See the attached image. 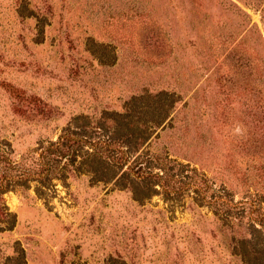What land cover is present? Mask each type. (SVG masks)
I'll list each match as a JSON object with an SVG mask.
<instances>
[{"label":"rangeland","instance_id":"obj_1","mask_svg":"<svg viewBox=\"0 0 264 264\" xmlns=\"http://www.w3.org/2000/svg\"><path fill=\"white\" fill-rule=\"evenodd\" d=\"M161 92L174 102L143 149L154 172L176 160L264 210V0H0V146L11 161L37 167L38 147L76 119L95 142L112 126L104 113ZM120 173L76 164L43 190L12 185L0 195V264H242L233 247L244 234L193 193L172 204L143 187L136 200L134 177L122 187Z\"/></svg>","mask_w":264,"mask_h":264},{"label":"trees","instance_id":"obj_2","mask_svg":"<svg viewBox=\"0 0 264 264\" xmlns=\"http://www.w3.org/2000/svg\"><path fill=\"white\" fill-rule=\"evenodd\" d=\"M19 13L25 17L33 16L24 4L19 8ZM42 33L43 29H40L38 34ZM87 41L89 50L95 47L109 48L96 44L91 39ZM92 54L95 55L93 51ZM97 58L101 63L110 64L113 57L109 51L106 55H98ZM173 97L174 95L165 92L153 97H135L128 103L124 114L104 113L102 121L104 124L110 122L112 126L108 128L107 134L101 133L100 129V137L95 142L78 133L76 122L79 119H76L74 124L62 130L57 141L38 147L37 167L33 169L24 168L21 164L11 161L6 148L0 146V163H4L10 172H16L13 176L2 173L4 175L0 177V195L13 188L12 185L28 187L30 182L37 184V190L49 188L51 180L61 181L63 176H59V173L76 164L91 170L93 167L102 168L105 173L110 169L115 172L122 170L116 182L125 180V183H122L124 187L127 179L134 177L135 181L131 180L127 187L132 190L136 200H141L137 192L143 187L150 188V195H159L165 203L172 204L177 203L186 194L193 193L191 199L198 202L199 207L207 206L223 226L244 234L236 240L233 247L234 254L241 259L242 264H264V210L259 198L234 203L232 194L225 187L210 185L204 175H200L195 168L172 159H158L159 164L155 169L159 171L154 172V167L150 164L155 162L156 158L143 154V149L155 129L162 127L165 121L171 118ZM100 123L99 128H102L103 123ZM5 216L11 218V223L15 221L12 214V217L10 214ZM245 217L251 223H247L243 230ZM112 261H108V264H112Z\"/></svg>","mask_w":264,"mask_h":264}]
</instances>
